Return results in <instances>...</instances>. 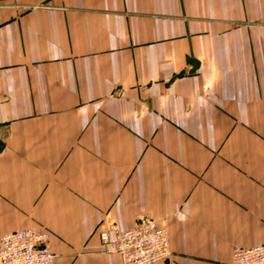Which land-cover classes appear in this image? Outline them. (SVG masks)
I'll list each match as a JSON object with an SVG mask.
<instances>
[{
	"label": "crops",
	"instance_id": "1",
	"mask_svg": "<svg viewBox=\"0 0 264 264\" xmlns=\"http://www.w3.org/2000/svg\"><path fill=\"white\" fill-rule=\"evenodd\" d=\"M142 218L157 264L264 243V0H0V240L120 264Z\"/></svg>",
	"mask_w": 264,
	"mask_h": 264
},
{
	"label": "built area",
	"instance_id": "2",
	"mask_svg": "<svg viewBox=\"0 0 264 264\" xmlns=\"http://www.w3.org/2000/svg\"><path fill=\"white\" fill-rule=\"evenodd\" d=\"M101 251L117 253L120 264H157L170 256L165 228L152 218H142L131 228L98 231ZM51 233L45 229L25 228L4 234L0 240V264H52L49 247ZM231 264H264V243L249 248L235 247Z\"/></svg>",
	"mask_w": 264,
	"mask_h": 264
}]
</instances>
